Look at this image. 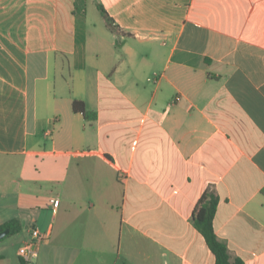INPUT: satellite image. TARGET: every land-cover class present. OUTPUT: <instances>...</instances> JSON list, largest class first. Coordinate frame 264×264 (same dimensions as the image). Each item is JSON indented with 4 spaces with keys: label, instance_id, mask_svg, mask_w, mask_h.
Returning a JSON list of instances; mask_svg holds the SVG:
<instances>
[{
    "label": "crops",
    "instance_id": "0c3cea01",
    "mask_svg": "<svg viewBox=\"0 0 264 264\" xmlns=\"http://www.w3.org/2000/svg\"><path fill=\"white\" fill-rule=\"evenodd\" d=\"M211 197L264 264V0H0V264H215Z\"/></svg>",
    "mask_w": 264,
    "mask_h": 264
},
{
    "label": "trees",
    "instance_id": "16d2710c",
    "mask_svg": "<svg viewBox=\"0 0 264 264\" xmlns=\"http://www.w3.org/2000/svg\"><path fill=\"white\" fill-rule=\"evenodd\" d=\"M101 13L105 17L107 24L112 29H117L114 26L113 21L107 16L106 12L99 7ZM72 109L76 113H81L85 118L88 117V112L82 102L73 101ZM217 206V200L211 197L208 201L203 198L201 199L194 208L193 211V223L199 233L205 240V243L211 253L215 257V264H242L240 260L230 261V257L227 252L226 246L221 243L214 232L213 228V217ZM8 229L9 234H16L20 231V226L17 221H9L0 227V232Z\"/></svg>",
    "mask_w": 264,
    "mask_h": 264
},
{
    "label": "built area",
    "instance_id": "2783aa9c",
    "mask_svg": "<svg viewBox=\"0 0 264 264\" xmlns=\"http://www.w3.org/2000/svg\"><path fill=\"white\" fill-rule=\"evenodd\" d=\"M54 208H57L59 201L51 200ZM44 240V235L36 228L30 230L29 240L18 250V255L25 264H30L38 257V246Z\"/></svg>",
    "mask_w": 264,
    "mask_h": 264
},
{
    "label": "water",
    "instance_id": "95a60500",
    "mask_svg": "<svg viewBox=\"0 0 264 264\" xmlns=\"http://www.w3.org/2000/svg\"><path fill=\"white\" fill-rule=\"evenodd\" d=\"M9 232H10V231H9L8 229H6V230L0 232V240L3 239L6 235H8Z\"/></svg>",
    "mask_w": 264,
    "mask_h": 264
},
{
    "label": "rangeland",
    "instance_id": "374dc122",
    "mask_svg": "<svg viewBox=\"0 0 264 264\" xmlns=\"http://www.w3.org/2000/svg\"><path fill=\"white\" fill-rule=\"evenodd\" d=\"M6 237H7L6 239L8 240V239H11L12 236H6Z\"/></svg>",
    "mask_w": 264,
    "mask_h": 264
}]
</instances>
